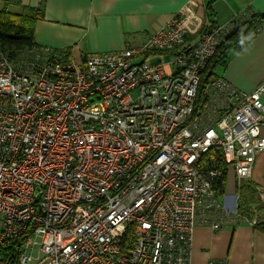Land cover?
<instances>
[{
  "label": "built area",
  "instance_id": "1",
  "mask_svg": "<svg viewBox=\"0 0 264 264\" xmlns=\"http://www.w3.org/2000/svg\"><path fill=\"white\" fill-rule=\"evenodd\" d=\"M244 21L197 36L181 11L138 47L81 61L0 51V243L19 241L17 264H190L196 226L238 221L237 192L217 197L208 167L251 177L264 81L202 77Z\"/></svg>",
  "mask_w": 264,
  "mask_h": 264
},
{
  "label": "crops",
  "instance_id": "2",
  "mask_svg": "<svg viewBox=\"0 0 264 264\" xmlns=\"http://www.w3.org/2000/svg\"><path fill=\"white\" fill-rule=\"evenodd\" d=\"M25 7L43 16L34 28L36 45L81 61L88 55L138 47L149 33L165 27L181 11L196 15L205 28L225 26L235 17L247 21L253 14L264 13V0H17L11 10ZM255 32L230 53L221 75L246 92L264 81V24ZM261 135L264 137V121ZM247 181L264 205V153L256 158L251 177L239 185L230 169L223 193L238 194ZM253 209L250 218L239 213L236 223L225 224L218 231L196 226L190 264H264V217L255 227L261 211L256 214Z\"/></svg>",
  "mask_w": 264,
  "mask_h": 264
},
{
  "label": "trees",
  "instance_id": "3",
  "mask_svg": "<svg viewBox=\"0 0 264 264\" xmlns=\"http://www.w3.org/2000/svg\"><path fill=\"white\" fill-rule=\"evenodd\" d=\"M17 0H0V51L4 52L9 59L15 62L31 60L34 52H40L41 48L36 45L34 40V28L37 21L43 16L38 10L25 7L21 11L11 10L16 5ZM264 24V13H257L250 16L246 22L240 23L235 27L227 40L218 48L213 58L209 61L207 70L203 74V81H208L214 77V68L221 65L225 68L227 52L232 47H240L243 44L250 32L254 33ZM207 28V27H206ZM209 28V27H208ZM251 30V31H250ZM205 31L202 27L199 36ZM256 33V32H255ZM196 37H191L187 41L192 42ZM209 169H220L222 175L212 179V186L217 197H220L224 192L226 169H222L220 165L214 164L208 167ZM257 198V192L250 182H244L238 192V211L245 217L252 216V207L254 213L260 212V217L257 218L258 226L260 220L264 217V205ZM258 214V213H256ZM18 244L19 241L0 243V264H17L18 259Z\"/></svg>",
  "mask_w": 264,
  "mask_h": 264
},
{
  "label": "rangeland",
  "instance_id": "4",
  "mask_svg": "<svg viewBox=\"0 0 264 264\" xmlns=\"http://www.w3.org/2000/svg\"><path fill=\"white\" fill-rule=\"evenodd\" d=\"M232 51H237V47H232L228 50L227 52V57H226V61H227V58L229 59L230 58V53ZM172 58L167 56V55H164L162 58H158L156 60H153L151 61L152 63H155V62H161V63H169L171 62ZM214 76H221L224 72V67L219 65L217 66L216 68H214ZM228 179V177H227ZM224 196V195H223ZM223 196L220 198V201H223Z\"/></svg>",
  "mask_w": 264,
  "mask_h": 264
},
{
  "label": "clouds",
  "instance_id": "5",
  "mask_svg": "<svg viewBox=\"0 0 264 264\" xmlns=\"http://www.w3.org/2000/svg\"><path fill=\"white\" fill-rule=\"evenodd\" d=\"M244 22H246V20H245ZM254 33H255V32H254Z\"/></svg>",
  "mask_w": 264,
  "mask_h": 264
}]
</instances>
